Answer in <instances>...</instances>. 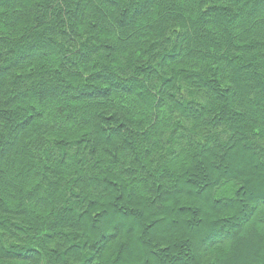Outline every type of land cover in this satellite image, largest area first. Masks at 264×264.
I'll return each mask as SVG.
<instances>
[{
  "label": "trees",
  "instance_id": "trees-1",
  "mask_svg": "<svg viewBox=\"0 0 264 264\" xmlns=\"http://www.w3.org/2000/svg\"><path fill=\"white\" fill-rule=\"evenodd\" d=\"M179 253L264 264V0H0V264Z\"/></svg>",
  "mask_w": 264,
  "mask_h": 264
},
{
  "label": "rangeland",
  "instance_id": "rangeland-1",
  "mask_svg": "<svg viewBox=\"0 0 264 264\" xmlns=\"http://www.w3.org/2000/svg\"><path fill=\"white\" fill-rule=\"evenodd\" d=\"M169 191H171L169 194H172V192L174 190L169 189ZM205 192L207 193V191H205ZM170 199L171 198L169 197L166 201H163L162 202V207L164 206V210H162L163 211L162 214H164V215H161L160 216L161 212H157L159 214V216L161 217V219H159V220H153V221H146L144 223V230H140V228H139V232L135 230L133 233L132 232H129L130 234L128 233V235L131 236L133 234V236L135 235L134 237H136V235L137 236H140L141 234H144L145 235V232L148 231L147 228L151 229L149 231L150 233L152 232V230H154L155 232H157L159 230L161 231L162 229H163V231H167L168 232L172 228L173 229H177V227H181L182 228V226L184 224H187L188 226L197 224L198 219L200 217H198L197 214L194 213V212L193 213H190L191 214L190 215L185 209H183L181 207V206H184L185 200H183V203L182 202L175 201V200H174V202L171 203ZM165 207H166V209H165ZM207 212L209 214H207ZM207 212L205 213L204 216H201V218H200V219H202L201 222H203L201 225H202V228L204 227V232H206V229L208 228V226L218 225L219 222H221L220 220H217L216 221L215 216H212V213L213 212L212 213L209 212V211H207ZM209 215H211V217ZM155 216H156V214H155ZM151 226H153V227H151ZM140 241H142V240H140ZM131 242L132 243H136V238L133 239ZM179 255H180V257H178V259L173 258V257H176V256H170V257L173 260L178 261L181 264H188V262L190 261L189 258H185L180 253H179ZM139 256H141V255H139ZM146 256H148V255H146ZM259 256H262L263 257L264 254L261 255V253H260ZM142 258L145 259V254L141 257V259ZM155 258H156L155 255H153V256L151 255L150 257H148L146 259V261H148L149 264H154ZM144 259H143V261H144ZM253 259H256V258L252 257V259H251L252 264H260V263H254L253 262L254 261ZM143 261L141 260V263Z\"/></svg>",
  "mask_w": 264,
  "mask_h": 264
}]
</instances>
